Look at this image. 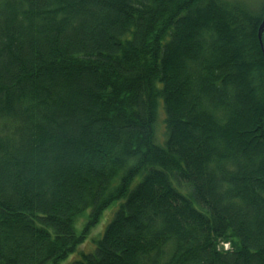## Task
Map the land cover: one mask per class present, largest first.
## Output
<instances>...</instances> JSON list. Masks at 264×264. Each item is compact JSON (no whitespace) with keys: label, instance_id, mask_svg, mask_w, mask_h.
<instances>
[{"label":"trees","instance_id":"obj_1","mask_svg":"<svg viewBox=\"0 0 264 264\" xmlns=\"http://www.w3.org/2000/svg\"><path fill=\"white\" fill-rule=\"evenodd\" d=\"M263 19L0 0V264H61L116 203L73 264H264Z\"/></svg>","mask_w":264,"mask_h":264},{"label":"rangeland","instance_id":"obj_2","mask_svg":"<svg viewBox=\"0 0 264 264\" xmlns=\"http://www.w3.org/2000/svg\"><path fill=\"white\" fill-rule=\"evenodd\" d=\"M234 2H240L244 5H247L250 7L253 11H258V8L262 7L264 5V0H231ZM164 125H163V116L160 117L158 121V135L159 137L164 135ZM138 182V181H137ZM136 182V183H137ZM120 207V203H116L112 205L103 215L100 223L97 225V227L93 228L87 237V240L84 242V244L77 249V251L71 255L67 260L62 262L61 264H73L75 261H78L81 259V253H92L95 250L96 243L95 241L98 240L100 237H102L104 231L106 230L107 226L111 223L113 220L116 212L118 211ZM90 210L86 211L85 214L80 217L76 224L75 228L78 233H81L84 229L87 218L89 217Z\"/></svg>","mask_w":264,"mask_h":264},{"label":"water","instance_id":"obj_3","mask_svg":"<svg viewBox=\"0 0 264 264\" xmlns=\"http://www.w3.org/2000/svg\"><path fill=\"white\" fill-rule=\"evenodd\" d=\"M263 33H264V19H263L262 25H261L260 30H259V39L260 40L262 38ZM263 53H264V49H263Z\"/></svg>","mask_w":264,"mask_h":264},{"label":"flooded vegetation","instance_id":"obj_4","mask_svg":"<svg viewBox=\"0 0 264 264\" xmlns=\"http://www.w3.org/2000/svg\"><path fill=\"white\" fill-rule=\"evenodd\" d=\"M263 35H264V33H263ZM263 35H262V38L260 40L262 50L264 49V36Z\"/></svg>","mask_w":264,"mask_h":264}]
</instances>
